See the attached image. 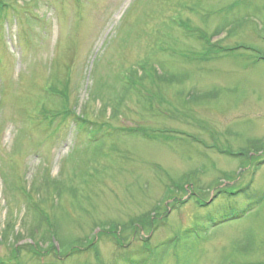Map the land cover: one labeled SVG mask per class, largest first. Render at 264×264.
Returning <instances> with one entry per match:
<instances>
[{
  "label": "rangeland",
  "instance_id": "obj_1",
  "mask_svg": "<svg viewBox=\"0 0 264 264\" xmlns=\"http://www.w3.org/2000/svg\"><path fill=\"white\" fill-rule=\"evenodd\" d=\"M0 264H264V0H0Z\"/></svg>",
  "mask_w": 264,
  "mask_h": 264
},
{
  "label": "trees",
  "instance_id": "obj_2",
  "mask_svg": "<svg viewBox=\"0 0 264 264\" xmlns=\"http://www.w3.org/2000/svg\"><path fill=\"white\" fill-rule=\"evenodd\" d=\"M55 92V91H54ZM60 93H62V92H60ZM60 95H62V94H60ZM34 204H32V206H33ZM32 209V208H31ZM35 212V211H34ZM36 213H38V212H36ZM38 215H40V213L38 214ZM39 218V217H38ZM41 218V217H40ZM39 218V219H40ZM37 222H38V220H37ZM39 223V222H38ZM148 222H146V224H147ZM34 232V231H33ZM31 235H34L33 233H31Z\"/></svg>",
  "mask_w": 264,
  "mask_h": 264
}]
</instances>
